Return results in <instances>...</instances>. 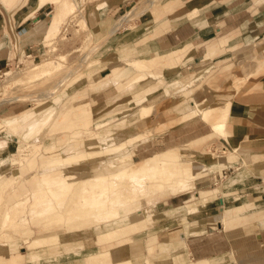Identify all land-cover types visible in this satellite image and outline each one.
<instances>
[{"label":"rangeland","instance_id":"obj_1","mask_svg":"<svg viewBox=\"0 0 264 264\" xmlns=\"http://www.w3.org/2000/svg\"><path fill=\"white\" fill-rule=\"evenodd\" d=\"M17 1L19 0H12L11 2L13 3H7L8 8L12 7L10 10L6 9L7 4L0 2V10H6L11 13L10 11L18 7L15 4ZM77 1L76 9L74 8L75 10L73 9L72 11L64 4L66 11L63 9L65 15L63 14V21H60L58 32L55 31L57 33L52 34L53 36L51 35L49 38H42L37 55H31L28 58L25 55H21L17 60H12L4 70L0 71V99L19 98L16 101L0 104V110L5 105L14 107L13 109L0 111V171L9 168L11 164H20L19 168L14 171L12 178L7 183L1 184L3 185L2 187L0 185V253L11 252L25 255L26 261L28 260L26 264H150L152 257L149 255L150 252L148 253L147 241L155 240L156 243L157 237L155 233L167 226V218L159 212L161 202L167 200L171 195L190 191V196H187L190 201L187 202L186 206L190 210L189 212L193 213L196 209L198 210L203 198L201 197L199 200L196 198L195 193L199 190L198 186H196L198 180L193 181L190 184L193 187L189 185L183 192L175 193V191L171 190L172 187L169 186V183L179 173L178 169H175L177 163L182 162L185 167L188 166L189 174H195L197 170L195 171L193 167L194 161L215 162L217 157L223 153L220 139L224 138L234 147V150H236L234 152L243 158L242 163L245 164L246 168L247 162L254 160V158H249L248 160L247 157H244L245 151L249 149L247 147L251 146L252 143L248 138L233 142L232 134L229 132L227 134L228 137H226L224 130L215 132L210 129L208 134L186 143L189 145L195 141L198 144L197 148L185 147L184 145L186 144L180 145L184 146L181 149H187L185 150L186 156L179 159V161L177 160V163L169 164L164 170H156L154 174L153 172L141 173L143 178L140 173V176L139 174L130 173L135 177L131 179L129 178L130 175L123 174L126 172L125 170L124 172H121V170L132 161L136 162L145 157L148 158L161 153L165 149L167 150L168 147H160L146 150L145 153L136 151V148L148 139L158 137L167 132L169 128L172 129L171 126L173 124L174 128L183 122H191L195 123L193 125L195 130L207 131V128H201L199 124L201 125V122H203L210 128V120H213V116H209L210 120L208 123L204 122L202 117H200L201 112L197 113L198 107L206 110L209 107L217 106V104L219 107L220 105H226V102L229 101L228 114L223 126L226 131H229L232 119L230 108L233 101L231 98L233 92L229 93V83L227 81L231 78V68L233 64H238L239 67L243 66L245 71L242 74L245 76L264 74V36L255 39L254 33L256 34L257 31H254V36L248 42L241 43L240 48L235 51H226V54L222 56L226 61H230V57H233L227 65L229 67L226 69L222 71L213 70L217 66V58L213 57L196 66L188 84H168L165 78L150 71L147 64L136 61L133 46H140L149 40L151 23L154 21L152 19L155 18L156 20L157 17H164L167 13L165 7L172 0H138L125 11L117 14L115 19L110 21L111 23L106 24L104 30H101L102 27L100 28V26L96 29L86 27L83 21L86 11V4H84L86 0ZM14 4L16 6L13 7ZM132 8L134 14L129 15V18L127 17L126 21L121 24L114 34H109L118 19L129 13ZM45 23L46 21L42 24L45 25ZM241 33L237 35H241ZM124 37L126 44L122 42L123 44L116 45V41ZM120 47H122L121 50L118 49ZM124 50L127 51L125 53L126 59L123 58L121 63L115 64L116 66L112 67L110 73L106 76L100 77L101 74H98V71L110 61L122 59L119 57L124 55ZM53 62L54 64L52 65ZM44 63H47L46 66L48 67V71L43 73L46 75L43 76L41 74V78L40 75H38L39 77L35 76L34 74L38 70H33V68ZM132 64L135 65L133 66ZM56 65L57 68H55ZM122 69L124 70L123 72H130L126 77L127 80L108 85L111 84L115 74ZM6 71H9L10 75H12V81L9 82L8 87H5V84L8 83L5 82V76L3 75ZM143 75H146V77L141 82L134 84L136 88L134 85L127 89L121 87L127 81ZM63 76L66 77L64 78ZM92 77H96V80L92 81ZM197 77L198 79L193 83ZM26 80L29 81L27 82ZM61 80L65 81L59 84ZM112 87L114 89L111 90L110 88ZM258 87L261 88L262 86ZM161 89H164L171 96L188 98V102L191 105H185L181 115L182 119L179 117V120L175 119L165 123L162 115L153 111L154 102L149 104L138 102L139 98L151 97ZM197 90H202V96L205 100L198 101L191 98V95ZM257 90L259 89L257 88ZM48 91H53L52 96L48 95ZM89 94L93 97L94 100H92L94 102H87ZM134 98H137L135 100L136 105L132 101ZM119 99L125 100V105H115L114 103ZM102 103L104 105L103 108H94ZM143 105L149 106L150 109L142 118L139 107ZM27 109V113L31 117L29 116L27 120L25 117V123L22 124L21 131H3V127H7L5 122L19 118L17 115L21 113L26 116ZM12 111H15L14 114L8 115ZM29 120L32 121L30 122ZM170 123L172 124L169 127L168 124ZM163 125L168 126L167 129ZM126 132H132L133 136H126ZM76 133L81 135L78 136ZM109 137H116L117 139L113 140ZM118 142L122 143V151L120 152H130L132 161L113 164L114 160L111 158L116 153L112 154L106 149L118 144ZM48 148H53L52 152H46ZM81 150L86 153L93 151H99V153L94 154V157L92 155L87 156L85 158L87 162L84 160L74 164L73 166L80 167L78 170L64 164L62 166L47 164L51 155L64 158L72 153H80ZM223 154L231 155L227 152ZM110 159L111 161H109ZM246 169L245 171L243 168L239 171H231L233 172L232 174L227 172V174L221 175V181H215V183L213 181V183L205 186L207 190L216 189L217 193L209 194L208 197L205 196L203 199L216 197L219 193L221 196L225 188H229L233 184L234 187L227 189L229 191L233 190L231 195L224 197L225 209L242 204L244 208L237 212V215H239L257 210V203H261V206L264 207V194H260L255 190L259 187L264 190V183L261 184L259 180L253 179V174ZM10 171L8 170L6 173ZM163 171L165 174H163ZM116 172L127 176L129 178L128 181L127 177H121L120 174V177L116 176L118 175L115 174ZM168 172L174 173L172 180H169ZM240 173L243 175L242 179H240ZM152 174L154 175L153 178L151 177ZM56 175L61 177L60 181L64 179L62 182L65 183L62 185L55 183L58 181L54 180ZM105 175L107 178H105ZM110 175H113L112 177L114 178H111ZM149 175H151L150 178L148 177ZM96 177L100 180L102 179V182L98 178L95 179ZM238 177L241 183L235 186L234 182L238 181ZM1 178L3 179L4 177ZM42 179L45 181H42ZM91 181L95 184L93 185L95 186L94 188ZM96 181L100 182V184ZM115 183H117L116 186L118 187L115 186ZM37 185L39 186L37 187ZM74 187L77 188L73 189ZM37 193L39 194L35 205L38 208L35 212H32V203L35 201ZM129 199L131 200L129 201ZM102 200H105L107 206L104 212L96 204V202ZM18 202L19 205L17 204ZM113 208L117 209V213L114 216H112L114 214L113 210L116 212V209ZM193 209L195 210L193 211ZM98 211L100 212L97 213ZM87 213H90L89 216H84ZM103 213H108V216ZM147 213L152 214L151 220L144 218ZM225 214L228 222H231L233 216L231 210ZM201 216L202 214H193L188 219H201ZM4 217L5 219H3ZM101 220H106L107 222ZM186 224L184 226H187ZM118 228L122 229L120 233L122 237L111 241L108 246L99 248L102 251L110 249L112 254L103 258L101 256L99 259H89L92 253L96 254L98 252L97 248H90L93 243L90 239L93 238V235L97 234V237H102L109 231ZM262 230H264V220L255 221L246 226L235 227L233 231L224 229L225 233H223L220 226L218 229L212 230V233L211 230H208L210 233H204L203 235L201 233L204 231L202 228H192L191 231H186L185 236H190L192 241L190 247L196 254L195 256L194 254L190 255L188 250L183 252L184 249L180 248L182 249L180 253H184L185 257L183 258L185 260L183 259L178 264H188L196 261L199 259L196 255H201L207 250L214 253L212 258L206 259L210 264H232L231 262L237 264L233 256L234 252L230 248L235 249L236 257L240 258L241 264H264V247L256 244L254 253L249 254L248 257L246 256L251 247L248 239L250 240V237L252 238L254 235L257 236ZM232 232L236 234L229 236ZM96 238H94L95 241ZM80 244L82 248L78 247ZM46 245L51 246V248L46 250L45 255L41 254L42 250H44L43 247ZM138 248L141 249V252ZM36 251L38 252L36 253ZM226 251L228 252L226 253ZM179 260H182L181 257H179Z\"/></svg>","mask_w":264,"mask_h":264},{"label":"crops","instance_id":"obj_2","mask_svg":"<svg viewBox=\"0 0 264 264\" xmlns=\"http://www.w3.org/2000/svg\"><path fill=\"white\" fill-rule=\"evenodd\" d=\"M49 1L40 5V0H19L15 3L18 7L10 11L11 13L6 10H0V71L4 70L12 60H17L21 55H25L28 58L39 53L42 38L45 37L42 23L47 21L51 14L58 11L59 2H61V6L68 3V6H73L75 9L78 2L77 0H57L55 3ZM136 1L138 0H86L84 3L86 4V11L83 21L89 29H96L100 26V28L102 27L101 30H104L107 23L113 21L117 14L125 11ZM15 4L13 7L16 6ZM165 11L167 13L164 17H157L156 20L155 18L152 19L154 21L151 23L149 40L140 46L134 45L133 51H135L134 57L137 59L136 61L147 64L150 71L165 78L168 84H188L196 66L213 57L217 58V66L213 70L222 71L226 69L233 59V57H230L231 60L226 61L222 57L226 54V51L237 50L240 48L241 43L248 42L254 35L255 39L264 36V29H262L264 28V0H172L165 7ZM254 31H257L256 34ZM27 32L28 34H24ZM238 33H241V35H237ZM124 39L125 37L117 40L116 45L126 44ZM123 52L124 55L119 57L122 59L112 60L98 71V74H101L100 77L106 76L110 73L112 67L116 66L115 64L121 63L127 51L124 50ZM243 71H245L244 67H239L238 64H233L231 68V78L227 83H229V93L233 92L231 97L233 101L230 108L232 119L230 130L226 131L224 128V131L226 137H228V132L232 134L233 142L248 138L252 145L247 147L249 148L248 151L244 150V157H247L248 160L249 158H254V160L247 162L246 169L245 164L242 163L243 158L234 152L236 150H234L233 146L224 138H221V150L223 153L231 154L230 156L222 153L215 162L194 161L193 163L195 171L206 170V175L196 182V186L199 188L195 193L197 199L201 198L199 191L207 190L205 186L213 183V181L214 183L215 181H221V175L223 176L227 172L232 174L234 170L239 171L241 168L244 171L245 169L250 171L253 174V179L259 180V183H264V74L245 76L242 74ZM103 72H105L104 75H102ZM95 80L96 77H92V81ZM110 89L112 90L114 87ZM202 93V90H197L191 96L195 100L203 101L205 99ZM92 99L93 97L89 94L87 102H94V99ZM138 102L141 104L154 102L153 111L160 113L164 122L178 119L181 117L185 105H191L188 102V98L171 96L164 89L157 91L151 97L139 98ZM134 103L136 105L135 100ZM13 108L5 105L0 111ZM14 112H9L8 115H13ZM194 124L183 122L158 137L150 138L143 142L136 148V151L145 152L153 148L178 147L210 132L209 126L203 122L199 126L207 128V131L204 132L195 130L193 128ZM240 174V179H242L243 175L242 173ZM240 181L238 177V181L234 182L235 186L240 184ZM231 187H234V185L229 186V188ZM229 188H225L220 197L218 195L201 200L198 210L196 209V214H202L203 217L201 216V219H188L190 215H195V213H190L185 206L190 201L187 197L190 196V191L171 195L167 200L162 201L159 212L167 218V226L155 233L157 241L154 244L153 251L149 253L152 257L150 264H178L183 259L185 260L183 258L185 257L184 253H180L182 250L180 248L184 249L183 252L188 250L190 255L194 254L195 256L196 253L190 247L192 244L190 236H185L186 231H191L192 228H202L204 230L201 232L203 235L204 233L209 234L210 231L208 230H211L212 233V230L218 229L220 226L223 233H225L224 229L233 231L235 227L246 226L249 223L264 220V207L261 206V203H257V210L251 213L237 215V212L244 208L242 204L225 209L224 197L230 196L233 191L227 190ZM261 189L259 187L255 190L260 194H264V190ZM230 210L233 216L229 224L225 213ZM184 224L187 226H184ZM234 234L236 233L232 232L229 236H234ZM96 237L97 234L90 239L93 242L90 248L99 249L109 245L96 243L94 240ZM249 241L251 247L249 252H247V257L249 254L254 253L256 244L264 247V230L259 232L257 236L250 237ZM43 248L44 250H42L41 254L45 255L46 250L51 248V246L46 245ZM230 249L234 252L233 256L236 263L241 264L240 258L236 257L235 249ZM111 254L112 252L109 250L108 256ZM212 254L214 253L209 252V250L204 251L203 254L196 255L199 258L196 261L208 260L212 258ZM25 257V255L11 252L0 253V264H26L28 260L26 261ZM179 257L182 260L178 261ZM231 263L233 264L234 262Z\"/></svg>","mask_w":264,"mask_h":264},{"label":"bare ground","instance_id":"obj_3","mask_svg":"<svg viewBox=\"0 0 264 264\" xmlns=\"http://www.w3.org/2000/svg\"><path fill=\"white\" fill-rule=\"evenodd\" d=\"M12 0H8V1H6V0H0V2H4L5 4H7V3H13V2H11ZM46 1H48V0H40V2H39V4L41 5V4H43L44 2H46ZM62 1H64V0H62ZM148 1V0H147ZM18 2V1H17ZM16 2V3H17ZM49 2H57V0H50ZM69 2V1H68ZM154 2V1H153ZM61 2H59V5L60 6H58V11L57 12H55V13H53V14H51L50 16H49V18L47 19V21H46V23H45V25L44 24H42V26L44 27V28H42V29H44V35H45V37H48L49 38V36H51L52 34H54V33H57L58 32V29H59V25L61 24V20L62 19H64L63 18V16L65 15L64 14V11H63V9H65L68 5V3L67 4H65L66 5V7H64V4H62V6H61V4H60ZM152 3V2H151ZM146 4V3H145ZM72 5V4H71ZM148 5V4H147ZM64 7V8H63ZM60 8H62L61 9V13H60ZM68 9L70 8V10L72 11L73 9H74V7L73 6H68L67 7ZM6 9H8V4L6 5ZM135 9V8H134ZM35 10V9H34ZM75 10V9H74ZM65 11H66V9H65ZM134 10H133V8H132V10H130V12L129 13H126V15H123V16H121L119 19H118V21L115 23V25L113 26V28L110 30V33L109 34H114L116 31H117V29L121 26V24L122 23H124L125 21H126V19H127V17L130 15L131 16V14L133 13L134 14V12H133ZM67 12H68V10H67ZM64 14V15H63ZM28 15V14H27ZM28 17V16H27ZM129 18V17H128ZM63 21V20H62ZM128 21V20H127ZM40 22V21H39ZM83 22V21H82ZM84 24V23H83ZM33 25V24H32ZM83 26V25H82ZM32 31V30H31ZM55 31H57V32H55ZM30 32V31H29ZM33 34H34V32H32ZM24 34H28V32L27 33H24ZM29 36V35H28ZM27 36V37H28ZM53 36V35H52ZM47 39V38H46ZM103 42V41H102ZM101 42V43H102ZM129 45V44H128ZM99 46V45H98ZM97 47V46H96ZM96 47H95V49H96ZM124 47V46H123ZM121 48L122 47H120V48H118L119 50H121ZM116 49V48H115ZM117 50V49H116ZM90 53V52H89ZM84 58H86V57H84ZM52 62V61H51ZM136 62V61H135ZM54 64V62L52 63V65ZM56 64V63H55ZM59 64V63H58ZM47 65V63H44L43 65H36L34 68H33V70L34 69H36V70H38V72H36L34 75L35 76H38V75H40V78H41V74L44 76V75H46V74H43V73H46L47 71H48V67L46 66ZM49 65H51V64H49ZM133 65V64H132ZM135 65V64H134ZM133 65V66H134ZM88 66V65H87ZM86 67V66H85ZM55 68H57V65H56V67ZM54 68V69H55ZM60 68V67H59ZM52 70H53V68H52ZM81 70V69H80ZM51 71V70H50ZM124 70L122 69V70H120L118 73H116L115 74V76L113 77V80L111 81V84H108V85H114V84H116V83H119V82H124V81H126L127 80V76L129 75V71H125V72H123ZM25 72V71H24ZM258 72V71H257ZM70 74V73H69ZM4 76H5V82H7L8 84H5V87L7 86H9V82H11L12 81V75H10V72L9 71H6V72H4V74H3ZM72 75V74H71ZM71 75H69V76H71ZM67 76V75H66ZM66 76H63L64 78L66 77ZM151 76V75H150ZM155 76V75H154ZM39 77V76H38ZM62 77V76H61ZM144 77H146V75H143V76H139L138 78H134V79H131V80H129V81H127V83L124 85V86H121V87H123V88H125V89H127V88H129V87H131V86H133L134 84H136V82H141L143 79H144ZM31 78V77H30ZM151 78H152V76H151ZM153 78H155V77H153ZM35 79V78H34ZM37 79V78H36ZM30 80V79H29ZM28 80V81H29ZM33 80V79H32ZM27 81V80H26ZM27 81V82H28ZM31 81V80H30ZM34 81V80H33ZM65 81V80H64ZM63 80H61L60 81V83L59 84H62L63 82H64ZM16 82V81H15ZM23 82H24V80H23ZM18 84V83H17ZM154 84V83H153ZM100 85H102V84H100ZM23 86V85H22ZM54 87V86H53ZM105 87V86H104ZM134 87L136 88V86L134 85ZM96 88V87H95ZM94 88V89H95ZM118 88H120V87H118ZM55 89H57V87H55ZM52 90H54V89H52ZM93 90V89H92ZM129 90V89H128ZM135 90V89H134ZM54 92H56V91H54ZM52 94H53V91H48V95H51L52 96ZM116 94V93H115ZM121 94V93H120ZM108 96V95H107ZM110 97V96H109ZM191 98H193V97H191ZM19 98L18 97H9V98H2V100L0 99V104L1 103H4V102H12V101H16V100H18ZM219 99V98H218ZM217 99V100H218ZM134 100H137V98H134ZM134 100H132V101H134ZM37 101V100H36ZM219 101V100H218ZM102 102H103V100H102ZM125 103V100L123 101V99H119V100H117L114 104L115 105H117V106H121L122 104H124ZM113 104V105H114ZM70 105V104H69ZM125 105V104H124ZM103 103L101 104V105H99L98 107L96 106V107H94L95 109L97 108V109H100V108H103ZM106 107V106H105ZM194 107V106H193ZM149 109H150V107L149 106H140L139 107V112H140V116L143 118L147 113H148V111H149ZM196 108L194 107V110H195ZM198 109L199 110H197V113H200L201 112V116L200 117H202V120L204 121V122H206V123H208L209 122V116H213L212 118H213V120H210V129H211V131H215V132H222L223 130H224V123H225V121H226V118H227V114H228V109H229V101H227L226 102V105H220V107L218 106V104H217V106H215V107H209V109L207 108L206 110H203V108L201 109V107H198ZM191 110V109H190ZM27 111H28V109L26 110V116L23 114V113H21V114H18L17 116L19 117V118H17V119H12L10 122H5L6 123V126L7 127H3V131H9V132H15V131H21L22 129V124L23 123H25L24 122V120H25V117H26V120L29 118V116L31 117V115H29V113H27ZM196 111V110H195ZM189 113H190V111H188ZM213 112H215V113H213ZM23 114V115H22ZM52 115V114H51ZM194 115V114H193ZM183 116H185V115H183ZM188 116H190V115H188ZM141 118V119H142ZM157 118H158V116H157ZM177 118V117H176ZM181 119L183 118V117H180ZM185 118V117H184ZM121 120V119H120ZM172 120V119H171ZM171 120H169V121H171ZM179 120V119H178ZM30 121V120H29ZM32 121V120H31ZM30 121V122H31ZM27 122V121H26ZM113 122H116V121H113ZM118 122V121H117ZM27 123H29V122H27ZM26 123V124H27ZM110 123V122H109ZM109 123H107V125H109ZM166 123V122H165ZM167 123H169L168 121H167ZM176 123V122H175ZM29 124H31V123H29ZM103 124H105V123H103ZM162 124V123H161ZM171 124L172 123H170V124H168L169 125V127L171 126ZM101 125V124H100ZM3 126V125H2ZM26 126V125H25ZM137 126V125H136ZM164 126V125H163ZM173 126H174V124H173ZM173 126H171V128H173ZM96 127H98V126H96ZM166 129H167V127L168 126H164ZM158 129H159V127H157ZM175 128V127H174ZM149 129V128H148ZM164 129V128H163ZM170 129V128H169ZM169 129H167V130H169ZM23 130H24V128H23ZM165 130V129H164ZM166 130V131H167ZM83 131V130H82ZM94 131V130H93ZM119 132V131H118ZM121 132H124V131H121ZM71 133V132H70ZM95 133V132H94ZM117 133V132H116ZM72 134H74V133H72ZM77 135H78V133H76ZM119 134V133H118ZM131 134V135H130ZM81 135V134H80ZM80 135H78V136H80ZM112 135V134H111ZM127 135H129V137L130 136H133L132 135V132H126V136ZM148 135V134H147ZM73 137H74V135H72ZM76 137V136H75ZM96 137V136H95ZM15 138H17V137H15ZM109 138H112V137H109ZM113 140L114 139H117L116 137L115 138H112ZM136 139V138H135ZM125 140V139H124ZM19 141V140H18ZM134 141V140H133ZM130 142H132V141H130ZM129 142V143H130ZM199 142V141H198ZM121 145H122V143H119L118 142V144H116V145H113V146H111V147H109V148H107L106 149V151H110L112 154H115L114 156H112V160H114V165L115 164H117V163H124V162H126V161H132V154L130 153V152H120V151H122L121 150ZM181 145H184V144H181ZM185 147H187V146H190V147H194V148H197L198 147V144L195 142V141H193L191 144H189V145H184ZM184 146H178V147H174V148H168L167 150L165 149V151H163V152H161V153H158V154H156V155H154V156H151V157H148V158H143V159H141V160H138V161H136V162H134V161H132L129 165H127L126 167H123L122 168V170H121V172H124V170L128 173H123V174H125V175H130V179L133 177L131 174H141V173H146V172H153V174H154V172L157 170H164L165 168H166V166H169V164H171V163H173V162H176L177 160L179 161V159H181V158H183L184 156H186L185 155V150H187V149H181V147H184ZM102 147H104V146H102ZM106 147V146H105ZM132 147V146H131ZM52 150H53V148H48V149H46V152H52ZM196 151V150H195ZM97 153H99V151L97 152H89V153H86V152H82V150H81V152L80 153H77V154H75V153H72V154H70V155H68V156H66V157H58V156H50L51 158H49V160L50 161H48V163L47 164H53L54 166H62L63 164L64 165H69V166H71V167H74L75 168V170H78V168H80V167H77V166H73L74 164H77V162H80V161H84V160H86L85 158L88 156L89 157V155H96ZM101 154V153H100ZM108 154V153H107ZM94 155V156H95ZM99 155V154H98ZM103 155V154H102ZM93 156V157H94ZM100 157V156H99ZM98 157V158H99ZM97 158V157H96ZM101 158H102V156H101ZM111 159L109 160V161H111ZM94 160H95V158H94ZM90 161V160H89ZM108 161V162H109ZM86 162H87V160H86ZM177 163V162H176ZM186 164H188V163H186ZM216 164V163H215ZM174 165H175V163H174ZM189 165V164H188ZM19 166H20V164H16V163H14V164H11V165H9V168H7V169H5L4 171H0V178L1 177H4L3 179L1 178L0 179V185L1 184H5V183H7V181L8 180H10L11 178H12V176H13V173H14V171L16 170V169H18L19 168ZM174 168V167H173ZM175 169H178V175H177V177H173V178H175V179H173L172 180V176H173V172H168L167 174L169 175V180L171 179L172 180V182H170L169 183V186L170 187H172L171 188V190L172 191H175V193H180V192H183L184 190H186L187 189V187H189V185L190 184H192L193 183V181H197V180H199L200 178H202V177H204L205 175H206V170H197L196 171V173L195 174H189V169H188V166H184L183 165V163L182 162H178L177 163V165H176V168ZM201 169V168H200ZM236 169V168H235ZM8 170H11L9 173H6V171H8ZM118 172V171H117ZM115 173V174H118V173ZM162 172V171H161ZM131 173V174H130ZM159 173V172H158ZM112 174V173H111ZM114 174V173H113ZM115 174H114V177H116V176H119V174L118 175H116L115 176ZM121 175L120 174V176L121 177H123L124 175ZM140 174H139V176H140ZM152 174V176L151 175H149L148 177L150 178V176L153 178L154 177V175ZM159 174H161V173H159ZM163 174H165L164 173V171H163ZM142 175V174H141ZM162 175V174H161ZM167 175V176H168ZM111 176V175H110ZM109 176V177H110ZM113 176V175H112ZM111 176V178H114V177H112ZM119 176V177H120ZM135 176V175H134ZM19 177V176H18ZM54 177H56V179H54V180H58V181H56L55 183H57V184H64L65 182H62L64 179H62V181H60L59 179L61 178V177H58L57 175L56 176H54ZM118 177V178H119ZM124 177H127V176H124ZM156 177V176H155ZM98 177H96L95 179H97ZM105 178H107V176L105 175ZM104 178V179H105ZM128 177H127V181H128V179H129ZM133 178H135V177H133ZM141 178V177H140ZM142 178H143V175H142ZM141 178V179H142ZM147 178V177H146ZM16 179V178H15ZM14 179V180H15ZM91 179V178H90ZM94 179V178H93ZM99 179V178H98ZM104 179H103V181H104ZM109 179V178H108ZM116 179H117V177H116ZM122 179V178H121ZM44 179H42V181H43ZM87 180V179H86ZM100 180V179H99ZM98 180V181H99ZM102 180V179H101ZM100 180V181H101ZM107 180V179H106ZM114 180V179H113ZM189 180H191V181H189ZM5 181V182H4ZM45 181V180H44ZM108 181V180H107ZM110 181H111V179H110ZM117 181H118V179H117ZM120 181V180H119ZM143 181V180H142ZM16 182V181H15ZM82 182V181H81ZM81 182H79V183H81ZM92 182V181H91ZM97 182V181H96ZM102 182V181H101ZM121 182V181H120ZM124 182V181H123ZM129 182H131V181H129ZM98 183V182H97ZM105 183V182H104ZM134 183V182H133ZM75 184V183H74ZM78 184V183H77ZM87 184V183H86ZM92 184V186L93 185H95V184H93V182L91 183ZM98 184H100V182L98 183ZM103 184V183H102ZM116 184L117 183H115V186H116ZM118 184H119V182H118ZM90 185V184H89ZM111 185V184H110ZM114 185V184H113ZM122 185V184H121ZM128 185V184H127ZM139 185H141V184H139ZM3 185H1V187H2ZM39 185H37V187H38ZM69 186V185H68ZM86 186V185H85ZM92 186H90V187H92ZM114 186V187H115ZM190 186H192V185H190ZM95 186H93V188H94ZM97 187V186H96ZM105 187V186H104ZM116 187H118V186H116ZM193 187V186H192ZM40 188V187H39ZM38 188V189H39ZM67 188V187H66ZM77 187H74L73 189H76ZM87 188H88V186H87ZM86 188V189H87ZM92 188V189H93ZM62 189V188H61ZM65 189V188H64ZM114 189V188H113ZM131 189V188H130ZM133 189V188H132ZM35 190V189H34ZM40 190V189H39ZM84 190V189H83ZM140 190V189H139ZM159 190V189H158ZM219 190V189H218ZM64 191H66V190H64ZM67 191H69V190H67ZM106 192V191H105ZM132 192H133V190H132ZM131 192V193H132ZM138 192H140V191H138ZM154 193V192H153ZM213 193H217V191H216V189H212V190H206V191H200L199 192V196L200 197H205V196H207L208 197V195L209 194H213ZM38 194L39 193H37V195L35 196V201L32 203V212L34 211H36V209L38 208V206H36L35 205V203H36V200H37V197H38ZM103 194V193H102ZM134 194V193H133ZM152 194V193H151ZM150 194V195H151ZM73 195V194H72ZM78 195V194H77ZM116 195V194H115ZM132 195V194H131ZM135 195V194H134ZM148 195V194H147ZM33 196V195H32ZM74 196V195H73ZM141 196V195H140ZM139 196V197H140ZM177 196V195H176ZM222 196V195H221ZM75 197V196H74ZM73 197V198H74ZM143 197V196H142ZM219 197H220V193H219ZM202 198V199H203ZM78 199H79V197H78ZM84 199V198H83ZM133 199V198H132ZM81 200V199H80ZM131 199H129V201H130ZM199 200V199H198ZM76 201H77V199H76ZM127 201V200H126ZM74 202V201H73ZM128 202V201H127ZM126 202V203H127ZM78 203H80V202H78ZM124 203V202H123ZM122 203V204H123ZM15 205H16V203H14ZM18 205H19V202L17 203ZM76 204V203H75ZM96 204H97V206L101 209V211H106V208H107V206H106V204H105V200H102V201H98V202H96ZM125 204V203H124ZM21 205V204H20ZM120 205H121V203H120ZM12 206V205H11ZM11 206H10V208H11ZM14 206V205H13ZM17 206V205H16ZM117 206H119V205H117ZM186 206V205H185ZM81 207V206H80ZM187 207V206H186ZM9 208V209H10ZM82 208V207H81ZM113 209H116V208H113ZM110 210H112V209H110ZM115 210H113V213L114 214H112V213H110V214H112V216H114L115 215V213H117V209H116V212H114ZM190 211V210H189ZM193 211H194V209H193ZM100 211H98L97 213H99ZM147 212V211H146ZM196 212V210L193 212V213H195ZM91 213V212H90ZM90 213H87V214H84V216L86 215V216H89V214ZM96 213V214H97ZM92 214H94L93 212H92ZM95 214V215H96ZM105 216L107 215L108 216V213H103ZM196 214V213H195ZM4 215H6V214H4ZM98 215V214H97ZM96 215V216H97ZM103 215V217H105ZM151 215L152 214H150V213H147V214H145V219L146 220H151ZM116 216H117V214H116ZM3 219H5V217L3 218ZM2 219V220H3ZM70 219V218H69ZM107 220V219H106ZM104 221V220H101V221H103V222H107V221ZM99 221V220H98ZM145 223H146V221H145ZM150 223V222H149ZM4 224V223H3ZM130 226V225H129ZM135 226V225H134ZM136 227V226H135ZM134 228V227H133ZM205 228H206V226H205ZM126 229V228H125ZM121 228H118V229H114V230H112V231H109L108 233H106V234H104L102 237L101 236H98L97 238H96V243H98V244H104V243H106V244H109L111 241H113V240H118L119 238H121L122 237V234H120L121 233ZM198 235V234H197ZM133 242H135V241H133ZM131 243V242H130ZM129 243V244H130ZM154 243H155V240H150V241H147V248H148V253L149 252H152L153 251V249H154ZM128 244V243H127ZM146 245V244H145ZM81 246V244L78 246V247H80ZM77 247V248H78ZM80 248H82V247H80ZM137 248V247H136ZM135 248V249H136ZM139 248H140V246H139ZM138 248V249H139ZM68 249H71V248H68ZM96 249V248H95ZM141 249H142V247H141ZM141 249H139L140 250V252H141ZM96 250H98V252H96V254H94V253H92V255H90L89 256V259H93V258H98L99 259V257H101V258H103V257H107L108 256V253H109V250H105V251H102V250H99V249H96ZM78 254V253H77ZM81 256V255H80ZM87 259V258H86ZM88 262V261H87ZM147 262H148V260H147ZM188 264H210L207 260H203V261H192L191 263H188Z\"/></svg>","mask_w":264,"mask_h":264}]
</instances>
